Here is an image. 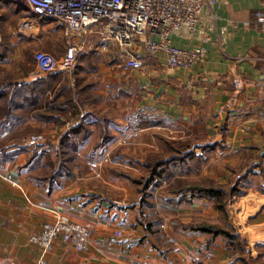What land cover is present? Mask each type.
<instances>
[{"label":"crops","instance_id":"obj_1","mask_svg":"<svg viewBox=\"0 0 264 264\" xmlns=\"http://www.w3.org/2000/svg\"><path fill=\"white\" fill-rule=\"evenodd\" d=\"M3 1L0 0V16L5 11L20 14L10 8L12 3L8 5ZM209 11L214 12V19L208 16ZM261 20H264V0H206L197 35L176 33L172 37L175 45L205 49L203 58L187 68H171L163 54L141 51L145 66L134 69L126 64V58L119 54L113 42L109 43L107 51L98 45L92 48L102 54L101 58L109 56L119 62L115 75L120 74L123 82L117 80L112 91L132 98L137 96V111L132 117L145 110L163 115L168 123L134 127L129 121L108 117L103 114V107L96 106L104 91L92 88L98 99L90 105L92 114L86 117L90 132L75 151L71 164H60L54 147L32 150L33 146L21 141L1 148L4 150H0V264H264V192L257 189L258 185L264 186V177L259 173L260 160L255 156L263 154L264 165V119L258 115L264 108V25ZM4 27L14 50L25 35L33 38L35 68L27 74L23 73L21 65L12 68L17 75H24L21 80L32 82L62 72L75 85V68L39 73L34 58L35 50L56 57L64 53L67 34L63 24L52 18L44 22L39 19V27L34 30H39L41 36L32 31L15 32L6 21ZM92 49L89 52L95 51ZM89 52L80 57L84 55V59L92 62L94 56ZM86 70L87 65H84L78 71L80 83L95 85L87 78ZM235 73L244 82L239 94L235 93L232 82ZM83 113L80 106L68 118L59 116L64 123L61 125L35 116L14 118L0 126V142L8 138L25 139L35 131L46 137V142L38 149L47 148V142L57 144L71 126L78 124ZM199 116L205 121L207 138L218 143L199 171L202 177L214 176L223 182L233 178L234 182L240 175L238 168L247 160L251 159L250 164L254 166L255 173L245 184V192L233 196L227 205L242 240L239 245L224 236H217L208 245L205 232L180 225L195 216L217 215L212 201L190 193L183 195L177 206L157 198V203L169 207L156 239L140 221L136 207L140 196L136 187L126 177L114 178L104 171L102 178H97L89 171L88 163L95 159L98 150H86L92 149L93 139L97 145L101 137L102 117L108 119L111 134L107 143L113 145L117 132L137 131L138 140L147 130L169 129L175 133L182 131L179 136L188 134V137L195 132L194 128L183 134L182 126L186 128L187 123L196 126ZM16 124L21 128L14 127ZM33 156L35 161L27 164ZM233 168L237 169L234 173ZM157 193L164 198L179 200L181 197L164 188ZM61 213L91 223L90 242L85 250H77L60 240L50 250H43L29 241L28 236L38 232L43 222L54 220ZM173 218L178 220L177 225L168 222ZM115 230H122L123 235L115 236Z\"/></svg>","mask_w":264,"mask_h":264},{"label":"trees","instance_id":"obj_2","mask_svg":"<svg viewBox=\"0 0 264 264\" xmlns=\"http://www.w3.org/2000/svg\"><path fill=\"white\" fill-rule=\"evenodd\" d=\"M4 3L10 5L14 11L21 12L23 16L32 13V10L26 3L15 0H4ZM24 7L26 10H23ZM9 11L3 12L0 16V63L6 61L14 45L10 40V35L5 32V21ZM41 22L47 17H40ZM78 60L73 75H75V85L71 83L70 78L62 72L52 73L46 77L38 78L32 82L21 80L24 75H17L10 69H0V126L14 118L22 119L25 116H35L38 119L54 120L57 124H64L59 116L70 117L80 106L84 113L78 124L71 126L65 132L57 144L47 142V148L38 149L40 144L34 145L32 150H49L54 147L57 150V158L60 164L69 165L75 157V151L90 132L86 117L91 115L90 105L98 97L93 94V82L80 83L78 71L84 67V55ZM32 62L33 58H32ZM86 66V65H85ZM24 74L30 70V66H23ZM101 96V95H100ZM101 119V118H100ZM131 126L144 127L151 125H165L168 123L163 115L154 114L149 111H141L138 116H133L129 121ZM200 133L190 135L182 140L173 141L166 139L168 149L166 153H158L146 160L141 161L147 168V172L140 177L127 173L120 175L128 177L130 182L135 185L140 192V199L136 207L138 208L140 221L149 229L152 235L157 239V232L161 229V222L164 211H167L168 205L177 206L182 200L183 195L190 193L193 196L203 197L212 201L214 209L217 211V217L211 215L195 216L190 222L183 224V227L193 230H200L207 234V243L211 245L217 236L228 237L229 240L237 245L240 244L239 235L230 221L227 210V203L235 196L245 192L246 183L252 179L253 165L251 159L247 160L238 168L240 175L234 182H223L214 176H205L190 178L188 173L197 171L199 165L205 162L211 154V150L218 147L217 142H211L207 138L206 124L203 117L199 116L195 120ZM101 137L97 145H105L111 138L108 130V119L102 117ZM21 142V138H19ZM9 138L0 142V150L3 148ZM185 141V142H182ZM46 142V141H45ZM44 142V143H45ZM42 144V143H41ZM200 148L198 152L197 149ZM21 149V148H20ZM42 153H40L41 156ZM260 160V174L264 177V165H262L263 154L255 155ZM50 158V156H48ZM35 161L34 156L27 162L31 164ZM237 169L233 168V173ZM166 189L175 196H181L179 200L175 197L164 198L159 196L157 190ZM257 189L264 192V186L258 185ZM159 199L168 205L165 207L157 203Z\"/></svg>","mask_w":264,"mask_h":264},{"label":"built area","instance_id":"obj_3","mask_svg":"<svg viewBox=\"0 0 264 264\" xmlns=\"http://www.w3.org/2000/svg\"><path fill=\"white\" fill-rule=\"evenodd\" d=\"M32 10L31 15L23 17L19 23L22 32H36L40 36L39 18H52L64 25L66 48L60 57L43 50H35L34 58L39 73L71 71L75 68L81 54L88 52L95 44L105 51L113 42L126 64L134 69L145 66L141 51L161 53L171 68H187L203 58L205 49H194L175 45L173 34L189 37L197 35L206 0H21ZM208 16L215 18L213 11ZM264 25V20L259 21ZM246 23H250L247 21ZM264 28V26H263ZM234 91L242 92L244 82L235 73L232 76ZM235 99V98H233ZM264 119V108L258 111ZM128 135L136 134L129 131ZM46 137L41 132L32 133L26 144L34 146L44 143ZM106 152L99 160H91L89 168L97 171L101 160L108 161ZM92 225L72 219L61 213L54 220L43 222L40 230L30 235L32 243L40 248L51 249L60 240L73 243L77 249L88 247ZM115 236L123 235L115 230Z\"/></svg>","mask_w":264,"mask_h":264},{"label":"rangeland","instance_id":"obj_4","mask_svg":"<svg viewBox=\"0 0 264 264\" xmlns=\"http://www.w3.org/2000/svg\"><path fill=\"white\" fill-rule=\"evenodd\" d=\"M15 1H21V0H15ZM21 3H25V2L22 1ZM22 9L26 10L24 7H22ZM19 13L20 14H18V13L12 14V12L9 11V14L7 15L6 23L12 24L15 32H19L22 34L25 32H22L18 29L19 23L23 20V17H25L26 15L23 16V14L21 12H19ZM52 36L53 35H51L49 37L50 40H51ZM96 45H98V44H95L94 47ZM94 47H92V48H94ZM33 49H35L33 38L25 35V37L17 43L16 49L15 50L13 49L14 52L12 51V53L11 52L9 53L10 55H8L6 61L3 63H0V69H5V70L10 69V68H13L15 65H21V66L26 65V66H30L31 68L34 69L36 65L34 62H32ZM98 49L100 51H102L100 48H98ZM92 50H95V51H93V52L88 51V52L92 53V55L94 56L93 61H92L93 63L91 61H88L86 63L84 62V64L87 65V70L84 72L88 75L87 78H90L95 82L93 89L99 90V91H104V93H105L103 98L97 100L96 106L103 107L102 112L104 115H106L108 117H111V118L116 117L118 119L130 121V119L132 118V113L137 111L136 110V106H137L136 104L138 101L137 96L135 95L134 98H132L131 95L121 94L118 91H112L113 88L115 87L114 86L115 82H118V81H119V83L123 82L122 77H120V74L115 75L116 69L120 68L118 65L119 62H117L116 59H110L112 57H109V56H106L109 59H107L106 57L101 58L102 54H100L98 52V50H96V49H92ZM116 50H117V48H116ZM14 54H17V56H15ZM123 75L126 76V73H123ZM107 88H110V89H107ZM108 90H111V91L108 92ZM122 122H120V123H122ZM193 125L194 124H192V123H187L186 128L182 126V128L185 130V133H183V134H186L191 128H194L195 132L193 131V133L191 135L195 136L198 133H200V136H202L203 132L202 131L199 132L198 127L195 125L193 127ZM15 126H16V128H21L17 124L14 125V127ZM179 128H181L180 124H178V129ZM151 130H153V129L147 130L145 133H143L141 138H139L138 140H137V137H138L139 133H137V131H136V134H131V135H128L127 134L128 132L126 134H122V133L117 132L116 136L114 137V140H113L114 141L113 145H108V143H106L105 145H95L94 142L96 139H93L92 140L93 141L92 149H88L86 151L89 152V150H94V149L98 150L94 160H99L101 157H103V155L106 152H108L109 153V159L107 162L104 160H101L102 161L101 164L98 165L97 171L100 172V176H96L95 172L91 171L89 168V171L91 172V174L94 177L102 178L103 172L106 171L105 173L109 172L114 178L122 179L121 177H126V176L120 175V173L124 172V173L130 174V175H133V176L140 177L142 174H145L147 172V168L142 165L141 161H144L148 157H151V156L156 155L158 153H162V152L166 153L167 150H169L168 146H167L166 139L164 137L171 139L173 141H177V140H180V139L182 140L183 138H186L188 135V134H186V136H182L183 137L182 138L181 136H179L182 131H178L177 133H175L173 130L169 131V129H167V130L166 129L165 130L164 129L156 130L154 132ZM95 132H96L95 135L97 136V133H98L97 130H95ZM32 133H36V132L35 131L30 132L28 134V136H26L27 134H25L26 138L21 139V141L26 142L27 138H29V136ZM0 138H1V135H0ZM19 141H20V139H11L6 144L19 142ZM143 142H145V143H143ZM182 142H185V141H182ZM210 152L212 153L213 150H211ZM204 163L205 162H203L201 165H199V167L197 168V171L188 173V176L190 178L202 177L200 175L199 171H200V169ZM88 166H89V163H88ZM126 178H127V181H129V183L131 185H133L130 182V180L128 179V177H126ZM220 181H222V180H220ZM231 181H233V178L228 179V183ZM133 186H135V185H133ZM136 189H137V187H136ZM137 191H138V189H137ZM138 193H139L138 196H140L139 191H138ZM156 200L157 199H155V201ZM228 203H227V205H228ZM228 214L230 217L229 211H228ZM160 216H163L162 222L160 225L161 228H163L164 220H165L166 216H168L167 211H164L163 214L161 213ZM199 216H205V215H199ZM211 216L217 217V215L216 216L211 215ZM229 219L231 221V218H229ZM168 222L171 225H177L178 224V220L174 219V218L168 220ZM187 222H190V221H187ZM187 222L181 223L180 225L183 226V224H185ZM231 223L236 230V226L233 224L232 221H231ZM33 233H35V232H32L31 234H33ZM30 235L28 236V239L31 242ZM239 241L241 244L242 240L239 239ZM65 243H67V242H65ZM231 243L235 244L233 242H231ZM70 244L73 247H75V245L73 243H70ZM235 245H237V244H235ZM88 246H89V244H88ZM41 249L50 250V249H44L42 247H41ZM77 250H80V249H77ZM82 250H85V249H82Z\"/></svg>","mask_w":264,"mask_h":264}]
</instances>
